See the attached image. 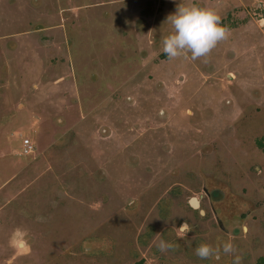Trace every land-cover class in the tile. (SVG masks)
Returning a JSON list of instances; mask_svg holds the SVG:
<instances>
[{
	"label": "rangeland",
	"instance_id": "1",
	"mask_svg": "<svg viewBox=\"0 0 264 264\" xmlns=\"http://www.w3.org/2000/svg\"><path fill=\"white\" fill-rule=\"evenodd\" d=\"M180 3L207 57L163 53ZM262 137L264 0H0V264H264Z\"/></svg>",
	"mask_w": 264,
	"mask_h": 264
},
{
	"label": "clouds",
	"instance_id": "2",
	"mask_svg": "<svg viewBox=\"0 0 264 264\" xmlns=\"http://www.w3.org/2000/svg\"><path fill=\"white\" fill-rule=\"evenodd\" d=\"M220 19L212 9L180 3L176 12L167 17L166 23L171 25L172 31L162 40L163 53L169 60L188 58L189 53L192 60L207 57L219 42L228 38V29L221 24ZM173 247V244L163 240L158 244L161 252ZM235 251L230 241L215 248L203 243L196 247L195 255L200 259H219L221 252L231 255ZM233 264H241L239 255H235Z\"/></svg>",
	"mask_w": 264,
	"mask_h": 264
},
{
	"label": "trees",
	"instance_id": "3",
	"mask_svg": "<svg viewBox=\"0 0 264 264\" xmlns=\"http://www.w3.org/2000/svg\"><path fill=\"white\" fill-rule=\"evenodd\" d=\"M255 145L262 153H264V137L257 139Z\"/></svg>",
	"mask_w": 264,
	"mask_h": 264
},
{
	"label": "water",
	"instance_id": "4",
	"mask_svg": "<svg viewBox=\"0 0 264 264\" xmlns=\"http://www.w3.org/2000/svg\"><path fill=\"white\" fill-rule=\"evenodd\" d=\"M191 205H192V206H195V204H194L193 202L191 203ZM216 222H217L218 227H219L221 230L224 231V228L222 227L221 222H220V221H216Z\"/></svg>",
	"mask_w": 264,
	"mask_h": 264
},
{
	"label": "built area",
	"instance_id": "5",
	"mask_svg": "<svg viewBox=\"0 0 264 264\" xmlns=\"http://www.w3.org/2000/svg\"><path fill=\"white\" fill-rule=\"evenodd\" d=\"M28 141H25L23 144H24V147L27 145Z\"/></svg>",
	"mask_w": 264,
	"mask_h": 264
},
{
	"label": "flooded vegetation",
	"instance_id": "6",
	"mask_svg": "<svg viewBox=\"0 0 264 264\" xmlns=\"http://www.w3.org/2000/svg\"><path fill=\"white\" fill-rule=\"evenodd\" d=\"M221 224H222V223H221ZM222 227H224L223 224H222ZM224 229H225V228H224ZM225 230H226V229H225Z\"/></svg>",
	"mask_w": 264,
	"mask_h": 264
},
{
	"label": "bare ground",
	"instance_id": "7",
	"mask_svg": "<svg viewBox=\"0 0 264 264\" xmlns=\"http://www.w3.org/2000/svg\"><path fill=\"white\" fill-rule=\"evenodd\" d=\"M192 203V202H191Z\"/></svg>",
	"mask_w": 264,
	"mask_h": 264
}]
</instances>
